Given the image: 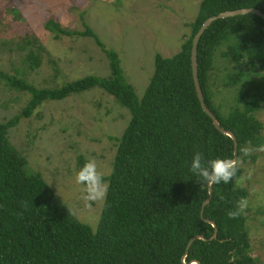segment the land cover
<instances>
[{
  "label": "trees",
  "instance_id": "16d2710c",
  "mask_svg": "<svg viewBox=\"0 0 264 264\" xmlns=\"http://www.w3.org/2000/svg\"><path fill=\"white\" fill-rule=\"evenodd\" d=\"M242 7L264 13V0H200L180 49L168 57L154 54L153 71L141 96L126 78L117 51L107 47L82 17L83 30L66 28L52 17L45 20L43 27L56 39L62 35L93 39L107 58L110 73L38 87L22 68L13 73L0 70L1 80L28 95L18 113L0 121V264H259L249 253L245 215H228L248 194L245 187H236L241 169L228 184L211 186L202 214L209 186L191 172L197 152L205 162L232 159L234 154L232 138L217 129L197 98L191 41L207 17ZM16 45V49H27L26 69L40 67L41 53L46 51L35 36H25ZM218 48L222 57L245 64V69L225 73L224 86L249 85L224 114L212 104L208 83ZM197 66L205 104L219 126L235 135L236 158L246 159L242 156L245 145L264 144L261 123L254 118V112L264 106V19L245 13L212 21L199 39ZM93 87L112 95L130 113L123 132L114 137L112 168L104 174L110 186L95 226L55 200L41 173L27 170L25 157L8 137L9 128L30 117L45 101ZM86 162L84 156H77L79 169ZM205 219L215 223L216 231ZM195 235L203 238L188 245Z\"/></svg>",
  "mask_w": 264,
  "mask_h": 264
},
{
  "label": "rangeland",
  "instance_id": "374dc122",
  "mask_svg": "<svg viewBox=\"0 0 264 264\" xmlns=\"http://www.w3.org/2000/svg\"><path fill=\"white\" fill-rule=\"evenodd\" d=\"M199 3L200 0H0V70L13 73L15 68H22L24 76L38 87H52L86 74L108 76V60L93 39L62 34L56 39L43 27L45 20L52 17L66 28L83 30L82 17L107 47L117 51L126 78L141 96L153 71L154 54L168 57L180 49ZM25 36H35L46 51L41 53L40 67L33 71L24 65L27 49H16V43ZM221 48L215 51L208 83L213 92L212 104L224 114L237 102L248 82L243 87L242 83L224 86L225 73L245 69V64L236 65L222 57ZM27 97L0 79V121L18 113ZM254 118L261 123L264 140V106L254 112ZM129 119L127 108L112 95L93 87L61 100L45 101L30 117L9 128L8 137L25 157L27 170L41 173L55 200L95 226L103 201L88 207L83 200V186L75 183L77 156L87 161L94 159L98 169L109 174L117 148L114 137L121 135ZM242 156L246 157L240 158V177H245L242 184L248 191L244 215L249 253L264 264V152L254 151L250 156L242 152Z\"/></svg>",
  "mask_w": 264,
  "mask_h": 264
},
{
  "label": "clouds",
  "instance_id": "9594fccd",
  "mask_svg": "<svg viewBox=\"0 0 264 264\" xmlns=\"http://www.w3.org/2000/svg\"><path fill=\"white\" fill-rule=\"evenodd\" d=\"M254 151L264 152V144H261L255 148L244 147L242 152L245 156H250ZM241 161L239 158H217L205 162L202 153L197 152L194 154L191 160V172L199 178L200 183H206L209 187L220 184H228L237 177L240 170ZM251 178V172L248 173V177ZM245 177L236 179V187H243L242 180ZM75 183L83 186L84 195L83 200L88 207H91L92 203L104 201L107 198L109 190V182L105 180L104 173L98 169L97 162L88 160L76 173ZM248 207V200L245 197H241L235 205L234 210L228 213L230 218H238L244 214Z\"/></svg>",
  "mask_w": 264,
  "mask_h": 264
},
{
  "label": "water",
  "instance_id": "95a60500",
  "mask_svg": "<svg viewBox=\"0 0 264 264\" xmlns=\"http://www.w3.org/2000/svg\"><path fill=\"white\" fill-rule=\"evenodd\" d=\"M245 13H255L258 16H260L262 19H264V13L261 10L255 8V7H242V8H237V9H233V10H227V11L218 13L216 15L209 16L203 21V23L200 25V27L198 28V30L194 34V36L192 38V41H191V50H190L191 73H192L193 84H194V88H195V91H196L197 98L199 100L201 108L211 118L213 124L217 127V129L220 132H222L223 134H225V135H227V136L232 138L233 146H234V149H233V153L234 154H233V158L232 159H236V157H237V141H236V137H235V135L232 132H230L228 130H225L224 128L219 126V123H218L215 115L211 112V110L207 107V105L204 102L203 93H202V90H201V87H200V83H199V80H198L197 45H198L199 39H200L203 31L208 27V25L212 21H214V20H216L218 18H224V17H229V16H233V15H238V14H245ZM211 194H212V187H209V189H208V197L203 201L202 206H201V214H202L203 206L210 199ZM205 221L211 223V225L215 227V223L213 221L208 220V219H205ZM215 231H216V227H215ZM195 238H203V236L195 235V236L191 237L189 239L188 245ZM182 260H183V258H182ZM191 262L192 263H197L198 261L197 260H192Z\"/></svg>",
  "mask_w": 264,
  "mask_h": 264
}]
</instances>
